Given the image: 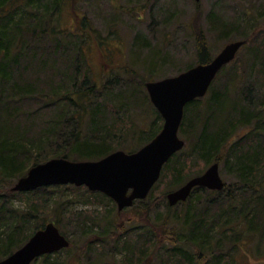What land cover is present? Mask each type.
I'll return each instance as SVG.
<instances>
[{
    "label": "trees",
    "instance_id": "trees-1",
    "mask_svg": "<svg viewBox=\"0 0 264 264\" xmlns=\"http://www.w3.org/2000/svg\"><path fill=\"white\" fill-rule=\"evenodd\" d=\"M65 1L0 0V260L21 248L46 224L53 222L58 227L60 224L57 218L45 211L50 199L46 195L44 204L30 205L26 212L12 209L8 198L16 194L12 191L16 181L26 176L33 166L53 158L75 162L96 161L111 154L115 151L112 143L128 130V127L116 126L119 123L117 114L128 110L134 113L145 103L139 93L145 92L147 82L131 74L132 77L128 78L139 86L136 84L132 87L129 80L124 82L113 78L115 80L111 83L119 81V85L125 89L118 96L110 95L107 105H110V109L106 105L102 109L94 106V95L99 87L86 69V62L80 61L90 41L88 32L70 33L57 29ZM212 25L220 38H226L234 28L217 17H213ZM96 37L99 42L107 39H101L98 34ZM258 40L260 34L255 29L239 41L245 42L242 48L245 49L258 46ZM196 42V64L209 63L214 56L206 38L200 36ZM58 60L66 61L61 68ZM228 66L217 76V79L228 76V84H221L224 88L239 81L236 71L224 74ZM146 68L147 75L153 77L157 68L152 65ZM261 89L257 94L254 90V97L251 96L252 91L246 92L245 89L243 94L233 99L228 93L220 91L211 95L206 106L202 105L206 100L204 97L188 104L185 109L180 134L191 143L188 145L191 150L189 158L198 160L205 168L215 163L229 164L228 168L235 173L237 181L225 184L222 191L205 188L193 190L187 201L190 207L184 212L181 244L195 254H175L171 257L174 264L177 257L181 258L178 259L180 264H241L238 258L229 260L226 255L233 256L242 251L243 257H250V254L255 256L257 249L264 247V91ZM33 103L37 105L36 108L32 107ZM117 106L123 108L118 112ZM153 110L163 124L159 112ZM227 110L229 112L226 115ZM87 117L89 120L86 125L89 122L90 134L85 137L83 129ZM155 124L156 121L151 124L155 133L149 141L161 131L153 127ZM243 129L247 130L245 135L233 141L238 131ZM179 155L175 154L164 166L160 178L163 179L168 170L176 187L187 182V165L185 160L179 159ZM204 172L199 170L194 176ZM71 186L43 187L29 193L50 192L51 188ZM100 196L103 197L102 194ZM161 200L166 202L169 211L164 218V224H167L174 220L171 219L172 207L164 197ZM142 203H136L137 212L132 213L137 221L148 225L154 206L151 204L141 208L139 206ZM225 203L226 212L222 209ZM123 213L117 212V217L110 218L115 221L114 226L117 228L115 233L106 234L116 241V251L128 253L123 264H134L136 260L137 264H152L157 257L163 260L156 245L151 248L144 246L147 230L143 232L141 243L134 240L120 220ZM103 220L96 216L93 218L96 223H102ZM111 221L105 223L112 225ZM149 226L156 228L153 224ZM170 233L175 237L174 231ZM51 257L43 256L40 262L36 260L33 264H55L49 261ZM64 264L81 263L73 261Z\"/></svg>",
    "mask_w": 264,
    "mask_h": 264
},
{
    "label": "rangeland",
    "instance_id": "rangeland-1",
    "mask_svg": "<svg viewBox=\"0 0 264 264\" xmlns=\"http://www.w3.org/2000/svg\"><path fill=\"white\" fill-rule=\"evenodd\" d=\"M62 9L57 21V29L61 28L70 33L87 31L90 37L85 56L83 59L80 57V61L86 62L88 66L86 69L98 84L99 89L93 101L94 106L100 109L110 103V95L118 96V93L125 89L121 84L119 85V81H130L128 77H132L131 74L137 78H144L148 83L171 77L178 71L195 65L197 63L196 41L200 36L206 38L211 54L216 56L227 44L242 40L255 29H258L260 34L258 46H249L239 51L236 59L224 72V74L228 71L238 72V83L224 88L221 84H228V76L216 78L217 83L215 84L214 81V87L212 86V90H209L202 105L206 106L205 103L207 104L211 95L220 91L228 93L232 99L243 94L245 89H247L246 92L252 91V97H254V90L255 94L259 93L261 88L262 92L264 91V0H200L199 2L194 0H66ZM213 17L222 18L233 25V31L226 35V38L219 37L212 25ZM96 34L101 39H107L99 42ZM58 61L59 65L61 64L59 68L66 62ZM151 65L157 68L153 77L147 75L146 66ZM113 78H119V81L115 84L111 83L115 80ZM136 84V81H130L132 87ZM145 92L139 93L145 99V103L135 109L134 113L128 110L121 115L117 114L119 123L116 126H125L128 130L126 129L123 136L112 143L115 151L135 152L147 144L155 133V130L151 129L154 121L156 124L153 127L162 129L163 124L155 115L153 110L155 107L151 103L147 89ZM33 104L32 107L36 108L37 105ZM107 107L110 109V105ZM121 108L117 106L118 112ZM87 120L89 117L84 120V129L82 127L85 137L90 134L89 122L88 126L86 125ZM247 130H239L233 141L244 136ZM180 136L185 141V147L177 154H180L179 159L185 160L187 165L186 182L199 170L206 171L207 168L198 160L193 161L189 158L191 150L188 145L191 143L183 135L180 134ZM228 165L223 163L220 165V175L225 184H234L237 176L228 168ZM173 179L167 170L166 176L159 179L148 197L136 202H144L139 206L141 208L151 204L154 206L148 225L142 224L134 217L132 212H137L136 203L124 211H119L116 203L109 197L100 192H91L86 187L51 188L50 192L40 191L34 194L15 192L16 194L8 198V201L12 209L26 212L30 205L44 204L45 195L50 197L49 206L45 211L57 218L61 232L71 243L68 248L51 254L52 257L49 259L51 263L64 264L78 261L81 264H123L128 253L116 251V241L107 235L115 233L117 228L114 226L115 221H111L110 218L117 217V212H125L120 216V220L134 236V240L142 241L143 232L147 230V241L144 246L151 248L156 245L160 254L163 255V260L157 257L152 264H174L175 261L171 257L175 254L176 256L188 253L192 255L193 252L188 251L181 244L184 234L182 227L184 212L188 211L189 202L172 207L171 219L174 220L164 224V218L169 211L165 206L166 202L161 198L164 197L167 201V194L180 187L172 183ZM98 194H102L103 197ZM40 197L42 198L39 201ZM227 208L230 209L228 205ZM222 209L226 212V203L223 204ZM94 216L104 218L105 221L96 223L93 221ZM107 221H111L112 225L105 223ZM150 224L156 228H151ZM173 231L175 237L170 233ZM94 232H96L95 236ZM127 237H124V240ZM263 249L264 247L257 249L255 256L250 254V257H243L241 251L240 254L236 253L233 256L226 255V258L229 260L238 258L241 264H264ZM42 259V257L39 258L37 262ZM178 259L176 264L181 262ZM37 262L36 264H39ZM134 264H137V260Z\"/></svg>",
    "mask_w": 264,
    "mask_h": 264
},
{
    "label": "water",
    "instance_id": "water-1",
    "mask_svg": "<svg viewBox=\"0 0 264 264\" xmlns=\"http://www.w3.org/2000/svg\"><path fill=\"white\" fill-rule=\"evenodd\" d=\"M244 45V41H233L207 64H197L176 76L148 82L146 89L151 103L164 123L162 130L136 152L118 150L96 161L53 158L30 168L26 176L17 180L12 191L28 193L43 187L66 185L86 187L112 199L119 211L145 200L161 178L164 166L185 147L179 132L187 105L207 95L218 74L236 59ZM224 187L220 165L215 163L202 175L169 192L167 202L174 207L186 202L195 188L222 191ZM69 246L70 241L51 222L13 254L0 260V264H32L44 255Z\"/></svg>",
    "mask_w": 264,
    "mask_h": 264
}]
</instances>
